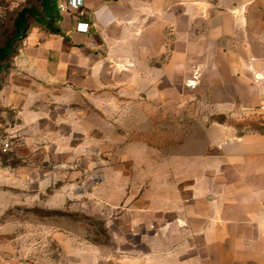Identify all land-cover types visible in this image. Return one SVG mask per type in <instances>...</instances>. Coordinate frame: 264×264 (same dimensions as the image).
Masks as SVG:
<instances>
[{"label":"crops","instance_id":"0c3cea01","mask_svg":"<svg viewBox=\"0 0 264 264\" xmlns=\"http://www.w3.org/2000/svg\"><path fill=\"white\" fill-rule=\"evenodd\" d=\"M57 1L70 7L51 26L59 32L46 28L20 48L12 92L0 95V129L21 134L15 154L28 160L12 177L2 173L19 204L71 202L84 212L77 198H92L100 215V185L72 187L82 177H69L68 150L78 145L62 131H84L85 111L72 103L106 71L140 70L154 87L167 81L178 103L204 106L205 118L190 127L169 177L159 168L154 177H108V243L57 227L59 264H264V129L208 120L264 117V0ZM182 86L194 92L183 96Z\"/></svg>","mask_w":264,"mask_h":264},{"label":"rangeland","instance_id":"374dc122","mask_svg":"<svg viewBox=\"0 0 264 264\" xmlns=\"http://www.w3.org/2000/svg\"><path fill=\"white\" fill-rule=\"evenodd\" d=\"M54 4V16L58 17L59 3L55 0ZM37 6L38 0H0V47L13 29L17 12ZM45 29L43 25L35 30L31 28L28 36L17 42V54L22 46L37 42ZM17 54L1 64L9 66L0 69V95L12 92L13 63ZM135 72L138 75H130V71L124 69L104 72L99 87L85 89L90 97L84 96L72 103L73 110L85 111L84 131L72 133L69 131L72 128L67 127L62 131V139L67 138L69 145L73 142L78 145L76 150H68L69 177H82L72 187L86 191L100 185V215L92 214V198H77L81 206L88 203L89 208L84 212L75 210L71 202L60 209L47 208L44 202L19 204L18 194L2 173L12 177V167L23 159L28 160L15 154L21 134H8L0 129V264H59L62 247L54 240V234L57 227L66 223L72 236L108 243V177H154L158 168L168 177L172 174L171 159L184 147L190 127L204 123V106L188 101L178 103L175 100L178 91L167 81L163 88L144 85L139 75L141 71ZM157 88L164 89V102L156 100ZM83 90L74 87V93ZM61 92L69 91L62 89ZM193 92L187 86L181 87L182 95ZM196 109L199 117H190L192 111L195 115ZM218 116L208 120L217 121ZM224 117L226 122L240 128L264 129L263 115ZM5 142H9L6 151L3 150ZM74 169L77 170L75 176Z\"/></svg>","mask_w":264,"mask_h":264},{"label":"trees","instance_id":"16d2710c","mask_svg":"<svg viewBox=\"0 0 264 264\" xmlns=\"http://www.w3.org/2000/svg\"><path fill=\"white\" fill-rule=\"evenodd\" d=\"M54 2L55 0H38L37 7L23 8L17 12L13 20V29L9 35H7L0 47V69L9 66V64H1L7 62L10 56L17 54V51L15 50L17 42L28 36V32L32 27L43 25L53 32H59L51 27L52 24L59 19V16H54ZM222 117L218 116L215 118L219 122H226L225 117Z\"/></svg>","mask_w":264,"mask_h":264},{"label":"built area","instance_id":"2783aa9c","mask_svg":"<svg viewBox=\"0 0 264 264\" xmlns=\"http://www.w3.org/2000/svg\"><path fill=\"white\" fill-rule=\"evenodd\" d=\"M59 9H60L59 13H64V12H68L70 10V7L66 2H61L59 3ZM87 29H88L87 23H82V22L78 23L77 30L85 32L87 31ZM8 148H9V142H5L3 144V150L6 151Z\"/></svg>","mask_w":264,"mask_h":264}]
</instances>
